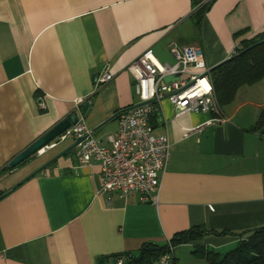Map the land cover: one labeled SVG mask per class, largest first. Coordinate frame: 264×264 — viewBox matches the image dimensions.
<instances>
[{
	"label": "crops",
	"instance_id": "0c3cea01",
	"mask_svg": "<svg viewBox=\"0 0 264 264\" xmlns=\"http://www.w3.org/2000/svg\"><path fill=\"white\" fill-rule=\"evenodd\" d=\"M191 10L190 0H0V264H114L193 226L206 233L173 247L172 264H207L192 251H227L264 225V136L250 130L264 77L220 107L223 123L159 102L151 128L170 147L156 204L97 193L98 165H77L72 137L6 167L76 111L106 144L115 113L137 103L126 66L143 50L172 63L170 47L198 45L210 68L264 30V0H213L198 28ZM103 70L112 77L97 84Z\"/></svg>",
	"mask_w": 264,
	"mask_h": 264
},
{
	"label": "built area",
	"instance_id": "2783aa9c",
	"mask_svg": "<svg viewBox=\"0 0 264 264\" xmlns=\"http://www.w3.org/2000/svg\"><path fill=\"white\" fill-rule=\"evenodd\" d=\"M169 53L172 63L159 62L147 48L127 64L137 103L115 113L116 129L106 136V144L94 137L93 130L83 124L78 111L75 123L54 139L81 138L74 146V159L78 166L92 162L98 165L96 192L107 198L112 193L125 196L134 192L140 202L156 204L170 144L165 134L152 132L148 117L157 111L161 100L171 104L175 116L210 113L212 117L205 121V125L227 121L213 95L202 49L198 45L172 46ZM165 76L173 79L164 82ZM111 77L110 72L103 70L97 74L95 82L101 84ZM50 145L48 143L45 147ZM172 249L167 243L166 251L147 264H172ZM114 264L129 263L118 257Z\"/></svg>",
	"mask_w": 264,
	"mask_h": 264
},
{
	"label": "trees",
	"instance_id": "16d2710c",
	"mask_svg": "<svg viewBox=\"0 0 264 264\" xmlns=\"http://www.w3.org/2000/svg\"><path fill=\"white\" fill-rule=\"evenodd\" d=\"M212 1L190 0L192 10L189 17L195 27H199ZM208 76L219 107L230 103L240 86H249L260 81L264 77V30L248 39L240 40L228 58L208 69ZM250 130L264 136V104L258 108ZM3 194L0 192V197ZM205 231L202 226H193L174 233L164 245L145 243L135 255L125 253L122 256H114L113 259L123 257L129 264H147L166 251L167 243L175 247L199 238L206 233ZM211 233L232 234L229 231H211ZM244 233L245 237L239 239L234 247L224 253L212 250L202 252L198 249L192 252L197 256H202L207 264H264V225Z\"/></svg>",
	"mask_w": 264,
	"mask_h": 264
},
{
	"label": "water",
	"instance_id": "95a60500",
	"mask_svg": "<svg viewBox=\"0 0 264 264\" xmlns=\"http://www.w3.org/2000/svg\"><path fill=\"white\" fill-rule=\"evenodd\" d=\"M209 69V68H208ZM97 77V74H93L91 77L94 81ZM173 78L170 76L163 77V81L167 82L169 80H172ZM81 110L83 111L86 108V103H82L80 105ZM150 125L153 127L154 122V116L149 115L148 117ZM76 116L75 113L72 112L68 116L62 118L59 120L54 126H52L49 130H47L43 135L35 139L31 144H29L27 147H25L21 152H19L17 155H15L9 162H7L6 167L11 168L27 158L28 156L37 153V151L43 147H45L49 142L54 140L59 134H61L65 129H67L71 124L75 123ZM81 138L77 137L74 139L73 143L66 149L70 150L72 149L75 144L80 141Z\"/></svg>",
	"mask_w": 264,
	"mask_h": 264
},
{
	"label": "rangeland",
	"instance_id": "374dc122",
	"mask_svg": "<svg viewBox=\"0 0 264 264\" xmlns=\"http://www.w3.org/2000/svg\"><path fill=\"white\" fill-rule=\"evenodd\" d=\"M164 60H167V61H170V57L168 56V55H166L164 58H163ZM160 60H162V59H160ZM247 88L248 87H246V85H243L242 87H241V94L243 93V91L244 90H247ZM239 97H240V95H238ZM224 109V108H223ZM96 134H98V133H96ZM100 134V133H99ZM228 250V249H227ZM226 250H224L223 252H221V253H224Z\"/></svg>",
	"mask_w": 264,
	"mask_h": 264
}]
</instances>
